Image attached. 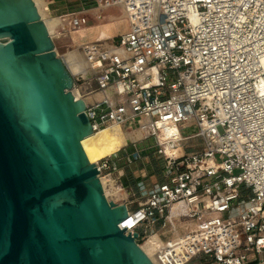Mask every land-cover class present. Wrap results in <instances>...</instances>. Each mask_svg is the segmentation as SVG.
<instances>
[{
	"label": "built area",
	"instance_id": "built-area-1",
	"mask_svg": "<svg viewBox=\"0 0 264 264\" xmlns=\"http://www.w3.org/2000/svg\"><path fill=\"white\" fill-rule=\"evenodd\" d=\"M93 1L121 8L130 25L92 43L89 75L71 74L75 99L102 94L84 101L92 130L146 121L147 137L170 124L182 148L190 142L177 158L156 146L159 178L135 188L120 171L144 149L123 147L94 163L99 179L114 175L127 193L112 202L140 205L118 227L140 245L172 221L182 245L160 249L161 264H264V0ZM178 205L184 210L170 220Z\"/></svg>",
	"mask_w": 264,
	"mask_h": 264
},
{
	"label": "water",
	"instance_id": "water-1",
	"mask_svg": "<svg viewBox=\"0 0 264 264\" xmlns=\"http://www.w3.org/2000/svg\"><path fill=\"white\" fill-rule=\"evenodd\" d=\"M72 86L33 0H0V264H160L118 227L140 205L105 196Z\"/></svg>",
	"mask_w": 264,
	"mask_h": 264
},
{
	"label": "rangeland",
	"instance_id": "rangeland-1",
	"mask_svg": "<svg viewBox=\"0 0 264 264\" xmlns=\"http://www.w3.org/2000/svg\"><path fill=\"white\" fill-rule=\"evenodd\" d=\"M52 1L53 2L50 0L48 5L50 15L57 17L62 16L67 27V30L57 28L56 33L52 37L54 51L58 57H62L69 50L73 49L75 47V43H89L88 40L92 39L95 35L97 37L101 33L107 35H118L127 26L125 14L119 7L110 6L104 10H96L97 5L93 0ZM83 46H81L79 49H81ZM194 131H196L195 127L183 130L181 131V134L184 136ZM155 144V137L146 136L140 141L129 143L128 146L124 148L125 151L133 150V147L144 149L143 153L141 154V160L134 161L131 164H122L124 170L122 169L120 174L121 181L125 186L135 188V184L141 179L148 184L155 183L158 180L159 171L163 166V160L160 155L156 154L157 148ZM189 144L190 142L184 143L183 148L187 150ZM235 172H238V170H235ZM111 176L113 177L114 181H117L116 176ZM107 188L110 190L108 196H106L107 199L114 201L126 199L127 193L123 189L124 198H118L117 195L111 192L112 189L109 188V186ZM168 232L171 236L169 240L163 241L161 239L165 243L170 242L175 237L181 236L177 230L170 229V231H168L165 228L160 229L159 231H153L152 233L160 237L161 234H168ZM156 260L160 263L158 258Z\"/></svg>",
	"mask_w": 264,
	"mask_h": 264
},
{
	"label": "bare ground",
	"instance_id": "bare-ground-1",
	"mask_svg": "<svg viewBox=\"0 0 264 264\" xmlns=\"http://www.w3.org/2000/svg\"><path fill=\"white\" fill-rule=\"evenodd\" d=\"M33 2L37 8L40 18L46 25L49 35L53 37L57 27H59V18L57 16L50 15V10L48 8L50 2L47 0H33ZM126 25V28L121 33L125 32L129 28L130 22L128 19ZM113 36L101 33L92 43L109 39ZM92 43L86 44L81 49L78 47L71 49L62 57H60L71 74L75 75L76 73L84 72L89 75L91 72L92 62L88 60V56L89 51L93 48ZM75 96L77 97L78 95ZM100 98H102V94L95 93L86 97L84 101L86 103H91L94 100H98ZM158 126L162 128L156 133L155 142L156 146L162 149L164 156L177 158L183 155L184 151L180 143L182 136L179 133L178 127L176 125L170 124H159ZM150 128V125L146 121H142L140 127L125 130L118 124L107 125L99 128L96 131H93L90 135L82 139L81 145L89 162L96 163L103 158L113 155L121 148L128 146L129 143L142 140L144 137L148 136ZM100 180L105 196H108V193L110 192V190L107 188L109 186V188L112 189L111 192L113 194L117 195L118 198H124V192L121 186L115 183L111 175H100ZM182 210H184V207L179 205L174 206L171 210V215L169 216L170 220L173 219L172 217L175 216V214ZM165 229L168 231H170V229L177 230L180 233V230L175 224H173L172 221L170 225L165 227ZM151 236L158 240L161 243V246L147 254L149 258L155 256V259H157V252L164 246L168 245L174 248H179L182 245V235L175 237L168 243L163 242L159 236L153 233L149 234L145 240Z\"/></svg>",
	"mask_w": 264,
	"mask_h": 264
},
{
	"label": "crops",
	"instance_id": "crops-1",
	"mask_svg": "<svg viewBox=\"0 0 264 264\" xmlns=\"http://www.w3.org/2000/svg\"><path fill=\"white\" fill-rule=\"evenodd\" d=\"M49 2H50V0H48ZM98 9H105V7L103 6V5H100V7H97L96 8V10H98ZM59 18V27H57V28H61V29H63V30H67V27H66V24H65V21L63 20V17L61 16H59L58 17ZM55 33H56V31H55ZM105 35H107V34H105ZM110 36H113V35H110ZM97 37H96V35L92 38V39H90V40H88L89 41V43H86V44H91L95 39H96ZM91 41V42H90ZM86 44H77V43H75V47L74 48H76V47H78V48H80L81 46H83V45H86ZM73 48V49H74ZM140 181H144V180H140ZM145 182V181H144ZM132 188V187H131Z\"/></svg>",
	"mask_w": 264,
	"mask_h": 264
}]
</instances>
